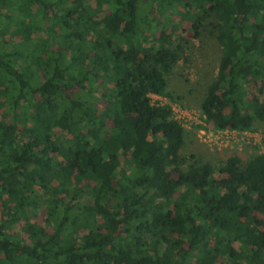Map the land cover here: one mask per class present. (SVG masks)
I'll use <instances>...</instances> for the list:
<instances>
[{"label": "trees", "instance_id": "16d2710c", "mask_svg": "<svg viewBox=\"0 0 264 264\" xmlns=\"http://www.w3.org/2000/svg\"><path fill=\"white\" fill-rule=\"evenodd\" d=\"M210 20L199 112L264 129V0H0V264H264V152L182 155L149 97Z\"/></svg>", "mask_w": 264, "mask_h": 264}, {"label": "rangeland", "instance_id": "374dc122", "mask_svg": "<svg viewBox=\"0 0 264 264\" xmlns=\"http://www.w3.org/2000/svg\"><path fill=\"white\" fill-rule=\"evenodd\" d=\"M179 16L174 17V23L179 20ZM213 23L211 20L207 21L204 26L203 32L199 37H194L192 31L188 28L189 24L184 22V27H179L176 33L182 34L186 39L183 40L184 53L179 61L174 65L172 71L167 75L169 89L176 95H179L181 99L179 102L186 108L199 112L200 102L204 96V92L207 84L215 77L217 73L218 61L221 52V46L216 41L214 36ZM251 95L256 94V86L250 85ZM262 98V97H260ZM102 106V105H100ZM264 127V121L262 123ZM261 127V128H263ZM185 144L182 147V155L188 156L192 152L205 150L198 140L195 131L193 129L185 130ZM244 153H241V159L245 161L254 152H260L258 149L249 146H239ZM227 150H221L217 152H208L214 154L218 159L230 154ZM217 179L224 178L225 175L216 173ZM39 222L41 217L36 218ZM23 221H20L18 226L15 227L16 231L21 233L20 225ZM18 227V228H17Z\"/></svg>", "mask_w": 264, "mask_h": 264}, {"label": "built area", "instance_id": "2783aa9c", "mask_svg": "<svg viewBox=\"0 0 264 264\" xmlns=\"http://www.w3.org/2000/svg\"><path fill=\"white\" fill-rule=\"evenodd\" d=\"M149 97L152 104L168 106L171 117L185 130L193 129L208 152L239 146H249L264 152V129L212 128L208 126L204 114L188 109L178 101L157 93H150Z\"/></svg>", "mask_w": 264, "mask_h": 264}, {"label": "crops", "instance_id": "0c3cea01", "mask_svg": "<svg viewBox=\"0 0 264 264\" xmlns=\"http://www.w3.org/2000/svg\"><path fill=\"white\" fill-rule=\"evenodd\" d=\"M241 149L242 148L235 147L232 149H223V150H227L226 152H228V153H236V154H239L241 156V153H244Z\"/></svg>", "mask_w": 264, "mask_h": 264}]
</instances>
